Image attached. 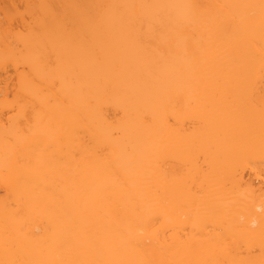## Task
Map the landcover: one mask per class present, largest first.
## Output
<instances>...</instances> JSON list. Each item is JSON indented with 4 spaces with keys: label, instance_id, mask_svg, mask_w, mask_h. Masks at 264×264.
Segmentation results:
<instances>
[{
    "label": "bare ground",
    "instance_id": "1",
    "mask_svg": "<svg viewBox=\"0 0 264 264\" xmlns=\"http://www.w3.org/2000/svg\"><path fill=\"white\" fill-rule=\"evenodd\" d=\"M0 264H264V0H0Z\"/></svg>",
    "mask_w": 264,
    "mask_h": 264
}]
</instances>
